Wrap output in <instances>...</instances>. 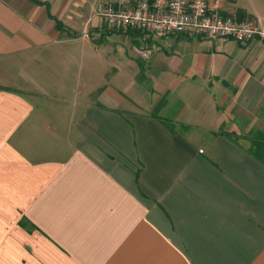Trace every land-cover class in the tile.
Masks as SVG:
<instances>
[{"label": "crops", "instance_id": "obj_1", "mask_svg": "<svg viewBox=\"0 0 264 264\" xmlns=\"http://www.w3.org/2000/svg\"><path fill=\"white\" fill-rule=\"evenodd\" d=\"M114 1L0 0V264H264V38L112 35L166 78L145 111L97 52Z\"/></svg>", "mask_w": 264, "mask_h": 264}, {"label": "built area", "instance_id": "obj_2", "mask_svg": "<svg viewBox=\"0 0 264 264\" xmlns=\"http://www.w3.org/2000/svg\"><path fill=\"white\" fill-rule=\"evenodd\" d=\"M220 3L221 0H145L127 4L116 0L101 5L96 15L109 31L118 33L132 30L155 38H226L241 44L264 38L258 18L226 13Z\"/></svg>", "mask_w": 264, "mask_h": 264}, {"label": "rangeland", "instance_id": "obj_3", "mask_svg": "<svg viewBox=\"0 0 264 264\" xmlns=\"http://www.w3.org/2000/svg\"><path fill=\"white\" fill-rule=\"evenodd\" d=\"M110 36L119 34L117 32L110 33ZM112 36V38L109 40V43L107 42L106 45L99 46V50L97 51L99 54L106 56L109 63V77H112V74H114V69L119 68V70L127 69V75H128V82L135 80V83H138L136 87H134L135 90H132L130 95L134 98L140 97L141 104L144 106L145 111H150L152 109V104L156 103V100L161 97H153L151 99V93L152 90L155 89H163L162 87L166 85L164 80L166 79L165 76L157 69H153L145 65L144 72L143 71H137L132 68V65L128 63V61H125L128 59V57H134V52L132 51V45H130V42L125 41L124 37L122 36ZM99 40V39H98ZM132 63V62H131ZM112 65V66H111ZM114 66L113 70L112 67ZM129 71V72H128ZM124 73V72H123ZM131 74L134 75V78H130ZM147 78H151L152 80L149 81ZM102 79L106 80L104 78V74H102ZM108 79V78H107ZM176 91L174 93H171L168 96L163 97L168 101L166 107L160 112L161 116L164 117H170V115H175L180 109L181 104L174 101L176 97ZM95 97L88 98L87 100L92 102L94 101ZM171 121V120H170ZM175 126H179V124H174ZM181 129L180 127H178ZM255 136V135H254ZM253 137V136H252ZM251 137V138H252Z\"/></svg>", "mask_w": 264, "mask_h": 264}, {"label": "trees", "instance_id": "obj_4", "mask_svg": "<svg viewBox=\"0 0 264 264\" xmlns=\"http://www.w3.org/2000/svg\"><path fill=\"white\" fill-rule=\"evenodd\" d=\"M57 30L59 32L66 31L63 24L57 22ZM166 101L163 99L161 105ZM252 154L257 157L259 160H264V132L257 134L252 140Z\"/></svg>", "mask_w": 264, "mask_h": 264}]
</instances>
